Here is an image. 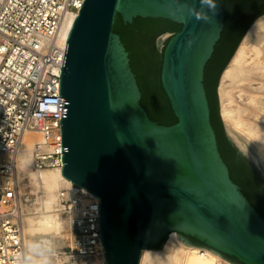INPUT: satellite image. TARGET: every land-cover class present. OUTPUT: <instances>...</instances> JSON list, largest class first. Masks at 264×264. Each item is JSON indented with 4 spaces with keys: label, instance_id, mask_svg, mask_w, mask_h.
<instances>
[{
    "label": "water",
    "instance_id": "95a60500",
    "mask_svg": "<svg viewBox=\"0 0 264 264\" xmlns=\"http://www.w3.org/2000/svg\"><path fill=\"white\" fill-rule=\"evenodd\" d=\"M215 3V11L203 7L204 21L189 12L201 10L200 0H85L72 25L60 76L62 175L100 201L106 264H141L143 251L161 249L171 233L222 259L264 264V219L230 178L204 88L224 30ZM118 15L125 24L150 18L182 26L163 43L160 72L176 124L153 122L140 104L128 52L113 32Z\"/></svg>",
    "mask_w": 264,
    "mask_h": 264
},
{
    "label": "built area",
    "instance_id": "2783aa9c",
    "mask_svg": "<svg viewBox=\"0 0 264 264\" xmlns=\"http://www.w3.org/2000/svg\"><path fill=\"white\" fill-rule=\"evenodd\" d=\"M85 0H0V264L27 258L17 160L24 136L37 132L33 170L62 172L60 76L66 44L60 32ZM78 264H106L99 233L100 201L70 184L60 190ZM222 264H232L222 259Z\"/></svg>",
    "mask_w": 264,
    "mask_h": 264
},
{
    "label": "bare ground",
    "instance_id": "6f19581e",
    "mask_svg": "<svg viewBox=\"0 0 264 264\" xmlns=\"http://www.w3.org/2000/svg\"><path fill=\"white\" fill-rule=\"evenodd\" d=\"M76 17L69 15L61 29L59 38L65 44H67ZM248 61L264 67V18L257 20L250 27L222 74V81L218 90L221 117L230 133H232L233 124L230 123L228 112L224 107L228 90L226 84H232L236 79L243 77ZM258 75L256 73V76ZM253 103L259 113L264 114V96L254 97ZM263 137L264 135L258 134L247 135L249 144L255 147L264 163ZM235 139L239 142L238 137L235 136ZM42 143V138L37 132H30L24 136L17 160V183L20 194H23L27 191L26 182H28V186L32 188L31 191L35 196L34 199L32 198L33 204L31 206H23V212L27 213L24 214L22 222L26 255L27 257L29 255V245L36 243L39 246V254L47 257L49 261L58 246L62 244L61 239L64 236L65 224L67 223V219L62 213L60 190L70 186L71 183L62 175L60 170H45L41 173L33 170L32 152L36 145ZM32 255L36 256L37 254L32 253ZM141 264H222V259L205 249L184 245L176 233H171L161 249L143 251Z\"/></svg>",
    "mask_w": 264,
    "mask_h": 264
},
{
    "label": "trees",
    "instance_id": "16d2710c",
    "mask_svg": "<svg viewBox=\"0 0 264 264\" xmlns=\"http://www.w3.org/2000/svg\"><path fill=\"white\" fill-rule=\"evenodd\" d=\"M220 2L225 13V21L224 30L215 46V50L228 31L226 23L230 20L233 13L230 0H220ZM255 18L239 34L234 46L218 70L219 77ZM181 29V25L164 19L137 18L132 23L125 24L119 15L116 17L113 28V32L119 35L128 52L130 65L141 92L140 104L145 109L150 120L162 126H172L176 124L177 120L161 87L162 53H158L155 40L164 34H176ZM216 86L218 87V82ZM211 124L216 135L220 155L229 169L231 180L240 187L241 192L249 203L264 219V180L243 160L235 147L226 138L219 117L218 98L211 113ZM198 246L202 245L198 243ZM224 257L230 262L240 264L233 257Z\"/></svg>",
    "mask_w": 264,
    "mask_h": 264
},
{
    "label": "rangeland",
    "instance_id": "374dc122",
    "mask_svg": "<svg viewBox=\"0 0 264 264\" xmlns=\"http://www.w3.org/2000/svg\"><path fill=\"white\" fill-rule=\"evenodd\" d=\"M262 18H264V16L260 17L259 19H262ZM259 19H257V20H259ZM171 35L172 34L168 33V34H164L160 37H157L156 47H157V50L160 54L162 53V48L165 46V45H163V43L166 40H168ZM243 36H245V35H243ZM243 38L244 37H242L240 43L242 42ZM240 43H239V45H240ZM239 45L237 46L236 50L238 49ZM236 50H235V52H236ZM235 52H234V54H235ZM234 54H233V56H234ZM232 58L233 57H231V59ZM231 59H230V61H231ZM248 64H250V65H248ZM246 66H245L246 68H245V72L243 75L244 78L240 77V78L236 79V81L234 83H232V84L227 83L226 84V86L228 87L227 88L228 90H227V98H226V102H225L224 107L226 108V111L228 112V117H229L228 119H229L230 123L233 124L232 126H233L234 130L232 129V133L229 132L228 127L226 126L225 122L222 120L221 116H220V119H221L223 128L225 130L226 136L229 139V141L231 140L234 143V145L237 147V149L239 151H241L242 154L249 161H251L257 169H259V171H260V173L264 179V163L262 162L261 157H260L259 153L257 152V150L255 149V147L253 145L249 144V140L247 138V135H249V134L264 135V125H262L264 123V114L259 113V111L257 110V108L255 107V105L253 103L254 97L264 96V73L262 75V72H264V67L262 65H260V66L254 65L250 61H248ZM256 73L259 75L256 76ZM221 81H222V77L219 81L218 89L220 87ZM243 81H245L246 83L244 84ZM218 102H219V111L221 113V103H220L219 98H218ZM232 105H234V106H232ZM234 126L236 129L234 128ZM235 136L239 138V142L236 141ZM263 139H264V137H263ZM239 143L243 144V145L241 144L242 147ZM28 185H29V183L26 182L27 191L24 192L23 194L21 193L23 204L27 207H29V206H31V204H33L32 198L33 199L35 198V196L33 195L32 191H31L32 188L29 187ZM39 196H42V194H39ZM24 214H27V213H24ZM64 218H66L65 215H64ZM64 231H65L64 236L61 239L62 244H60L58 246V248L56 249L55 254H53L51 259L49 260V264H78L76 257L71 252V239H72V237H71V229L69 227L68 221L65 224ZM199 249H201V248H199Z\"/></svg>",
    "mask_w": 264,
    "mask_h": 264
},
{
    "label": "flooded vegetation",
    "instance_id": "af4514ba",
    "mask_svg": "<svg viewBox=\"0 0 264 264\" xmlns=\"http://www.w3.org/2000/svg\"><path fill=\"white\" fill-rule=\"evenodd\" d=\"M230 2L233 13L230 20L226 23L228 31L226 32L225 37L218 48L214 50V53L207 63L204 71V88L210 108V114L212 113L215 101L217 99L218 87L216 84L222 75L220 74V77L218 76V70L225 61L228 53L234 46L239 34L242 32L245 26L249 24V22H251L255 17V20H257L264 16V0H230ZM186 238L191 244L195 246H198V243H200L199 241H195V239L190 236H187ZM200 245H202L201 247H205L203 243H200Z\"/></svg>",
    "mask_w": 264,
    "mask_h": 264
},
{
    "label": "clouds",
    "instance_id": "9594fccd",
    "mask_svg": "<svg viewBox=\"0 0 264 264\" xmlns=\"http://www.w3.org/2000/svg\"><path fill=\"white\" fill-rule=\"evenodd\" d=\"M201 10H197L196 8H189V12L196 17L197 20L208 21L209 16L202 9L204 6H207L209 9L215 11L216 3L215 0H200ZM189 45H191V41H189ZM29 255L22 262V264H49L47 257L39 254V246L36 243L29 245ZM32 253H36V256H33Z\"/></svg>",
    "mask_w": 264,
    "mask_h": 264
}]
</instances>
